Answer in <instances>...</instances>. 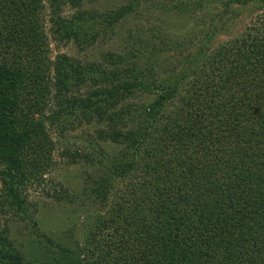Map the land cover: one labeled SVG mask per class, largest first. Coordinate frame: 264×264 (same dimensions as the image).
<instances>
[{
  "label": "trees",
  "instance_id": "obj_1",
  "mask_svg": "<svg viewBox=\"0 0 264 264\" xmlns=\"http://www.w3.org/2000/svg\"><path fill=\"white\" fill-rule=\"evenodd\" d=\"M96 1L0 0V264H264V21L196 51L206 60L183 94L169 76L147 78L150 69L133 52L92 63L51 56L52 39L89 46L150 0H124L106 12ZM239 4L264 11V0H213L216 40V27L230 21L221 11ZM201 7L168 0L163 10L189 15ZM138 92L149 96L142 106ZM94 123L90 139L106 172L83 194L100 209L79 227L72 212L79 198L58 185L51 191L71 221L45 231L25 189L47 178L52 134L62 135L76 163L85 154L66 134ZM107 145L119 151L108 155ZM9 214L32 228L26 249L1 226ZM154 248L162 259L148 253Z\"/></svg>",
  "mask_w": 264,
  "mask_h": 264
},
{
  "label": "rangeland",
  "instance_id": "obj_2",
  "mask_svg": "<svg viewBox=\"0 0 264 264\" xmlns=\"http://www.w3.org/2000/svg\"><path fill=\"white\" fill-rule=\"evenodd\" d=\"M123 1L97 0L95 5L101 11L106 12L110 9H120L119 6L122 5ZM167 1L150 0L142 6L137 14L129 18H122L121 23L113 30L114 32L109 29L105 30L106 33L100 31L99 38L89 46L85 45L82 47L74 42L69 45H63L52 39L48 48L49 53H51V56L67 53L83 63H92L102 61L103 55L107 52L121 55L123 58L133 52L134 55L141 57L139 66L150 69L151 72L146 74L147 78L160 81L165 76H169L171 81L181 84L183 94H187V90H189L195 80L199 79L197 72L206 60H203L204 56H200L199 59L194 58L196 51L205 46L215 48L217 47L216 44L241 36L248 29H252L264 21V11L262 9L256 7L257 10L247 4L235 5L226 12L221 11V15H224L230 21L227 23L229 26L218 25L216 27L217 31L220 30L216 40L212 35L209 24L216 17L218 11L216 9L218 6L212 8L213 0H191L193 5H197L200 2L202 7L190 12L189 15H178V13L172 12L164 13L163 9H165ZM242 1L246 3V0ZM44 3L49 6L48 0H45ZM69 13H72V11L66 7L63 15L71 16L72 14ZM45 15H47L48 21L50 16L49 7L45 10ZM29 18L33 20L32 17ZM47 26L50 28L49 24ZM224 28L228 30L230 35H225ZM135 96L138 99L134 102L139 106L145 104L144 97L149 99V96H143L140 92L136 93ZM153 97L150 96V98ZM126 102L122 101L119 104L124 106L130 104ZM174 108V105H169L167 109L170 112L167 114H171ZM96 126L94 123L92 129L86 127L79 130H71L66 134L67 139L65 142L73 148L72 150L79 149L82 151L81 153L85 154V158L78 159L77 157L76 163L66 154L62 135L57 132L51 135L56 144V151L53 157L54 163L46 175L47 178L41 185L30 184L24 192L28 196V200H32L38 208L40 227L45 231H60L61 228H65V222L67 226L71 221L63 213L68 207L67 203L56 199V193L51 191L56 187L58 188V185L64 187L69 194L74 195L77 199L79 198L76 202L80 204V207L72 209L75 214L73 221L79 227H81L83 221L89 222L87 219L93 216V210H96V208L100 209L99 205L94 206L93 202L86 199L83 194L84 186L90 189L87 184L93 177L100 176L106 172L100 165L102 158L99 154V147L94 145L90 139V133ZM107 149L106 153L108 155H114L119 151L115 145H107ZM105 158L109 159L107 155H105ZM48 191H51L50 195L47 194ZM9 200L3 198V201L9 202ZM3 209L9 208L5 207ZM9 217H11L10 214L2 217L1 226H9L11 228L9 232L10 240L16 239L20 245L19 248L26 249L25 237L32 233L28 220L25 219L17 224L14 220L17 217L10 219ZM157 252L158 250L154 248L148 253L151 255L156 254L162 259L164 255ZM29 255L27 254V256Z\"/></svg>",
  "mask_w": 264,
  "mask_h": 264
}]
</instances>
